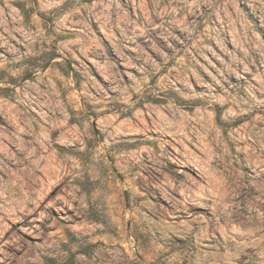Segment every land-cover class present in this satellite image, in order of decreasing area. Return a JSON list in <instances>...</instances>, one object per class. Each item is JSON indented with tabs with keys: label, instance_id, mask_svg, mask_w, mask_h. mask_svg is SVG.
<instances>
[{
	"label": "rangeland",
	"instance_id": "rangeland-1",
	"mask_svg": "<svg viewBox=\"0 0 264 264\" xmlns=\"http://www.w3.org/2000/svg\"><path fill=\"white\" fill-rule=\"evenodd\" d=\"M0 264H264V0H0Z\"/></svg>",
	"mask_w": 264,
	"mask_h": 264
}]
</instances>
